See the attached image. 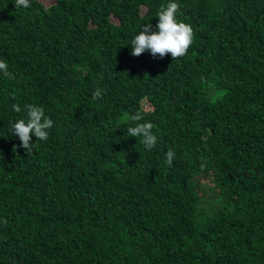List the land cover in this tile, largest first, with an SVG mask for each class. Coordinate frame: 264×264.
I'll return each mask as SVG.
<instances>
[{"label":"trees","instance_id":"trees-1","mask_svg":"<svg viewBox=\"0 0 264 264\" xmlns=\"http://www.w3.org/2000/svg\"><path fill=\"white\" fill-rule=\"evenodd\" d=\"M178 2L173 58L128 45L166 0H0V264H264V0ZM27 104L53 121L30 153Z\"/></svg>","mask_w":264,"mask_h":264},{"label":"clouds","instance_id":"clouds-1","mask_svg":"<svg viewBox=\"0 0 264 264\" xmlns=\"http://www.w3.org/2000/svg\"><path fill=\"white\" fill-rule=\"evenodd\" d=\"M14 7L28 8L30 0H15ZM179 7L178 0H166V4L161 5L156 12L158 20L155 29L153 30L147 23L141 25L140 30L132 36L128 44L131 46L130 54L135 56L147 50L152 56L159 54L163 57L165 53H170L173 58L183 56L192 44L194 36L191 25L179 19ZM0 74L11 76L4 59H0ZM91 95L94 100L100 98L102 89H95ZM12 108L13 111H20L17 105H13ZM24 112L25 116L10 122L8 133L14 134L19 139L20 146L30 153L36 140L48 139L53 121L42 105L27 104L24 106ZM131 121L130 125L125 126L124 135L135 139L139 137L144 150H151L158 141L157 135L152 131V123L144 120L140 112L132 115ZM31 137H35V141L30 143ZM174 155L172 150L167 151L164 162L171 164Z\"/></svg>","mask_w":264,"mask_h":264},{"label":"rangeland","instance_id":"rangeland-1","mask_svg":"<svg viewBox=\"0 0 264 264\" xmlns=\"http://www.w3.org/2000/svg\"><path fill=\"white\" fill-rule=\"evenodd\" d=\"M42 1H44L45 3H50V2H52V1H54V0H42ZM145 10V8H143V11ZM143 105L144 106H146V107H149L150 106V104L148 103V101H143Z\"/></svg>","mask_w":264,"mask_h":264}]
</instances>
